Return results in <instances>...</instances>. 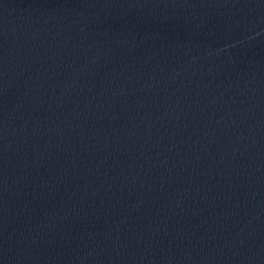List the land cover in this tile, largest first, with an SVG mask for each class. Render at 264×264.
Segmentation results:
<instances>
[{"label": "water", "instance_id": "95a60500", "mask_svg": "<svg viewBox=\"0 0 264 264\" xmlns=\"http://www.w3.org/2000/svg\"><path fill=\"white\" fill-rule=\"evenodd\" d=\"M0 264H264V0H0Z\"/></svg>", "mask_w": 264, "mask_h": 264}]
</instances>
